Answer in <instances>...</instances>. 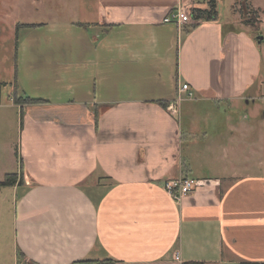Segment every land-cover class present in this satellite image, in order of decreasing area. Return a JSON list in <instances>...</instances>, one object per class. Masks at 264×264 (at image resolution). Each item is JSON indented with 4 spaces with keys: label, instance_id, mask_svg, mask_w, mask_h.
I'll use <instances>...</instances> for the list:
<instances>
[{
    "label": "crops",
    "instance_id": "1",
    "mask_svg": "<svg viewBox=\"0 0 264 264\" xmlns=\"http://www.w3.org/2000/svg\"><path fill=\"white\" fill-rule=\"evenodd\" d=\"M180 3L207 7L99 0L86 27L25 39L9 101L0 85L17 131L0 180L18 174L0 189V264L19 252L35 264H264V176L226 161L242 130L233 118L199 130L182 104L167 110L184 83L197 108L237 107L260 73L258 46L234 15L165 23ZM15 91L43 101L17 104ZM183 177L198 186L178 201L164 185Z\"/></svg>",
    "mask_w": 264,
    "mask_h": 264
},
{
    "label": "rangeland",
    "instance_id": "2",
    "mask_svg": "<svg viewBox=\"0 0 264 264\" xmlns=\"http://www.w3.org/2000/svg\"><path fill=\"white\" fill-rule=\"evenodd\" d=\"M98 2L99 0H0V85L2 81L7 82L6 90L3 88L8 101L7 95L13 89L15 54L19 59L25 39L34 37L35 29H39V27L22 26L16 32V24H43L42 29L48 34L47 36L58 35L55 32H48L54 28H59V35H64L68 33L71 25L74 26L72 23L85 26L91 23L94 19L93 14L99 8ZM248 4L251 5V9L243 15L247 9L245 6ZM186 6L190 11V5ZM217 10L223 20L234 15L235 21H240L241 29L249 32L250 37L254 38L261 56L260 73L257 75L255 84L244 95L245 99L241 100L237 107L230 108L227 102H223L217 113L209 107L205 111L203 107L201 109L196 107L204 104L194 98L195 100L183 101L182 110L185 109L191 114L185 119H194L199 122L201 125L198 124L199 130L203 129L205 118L216 119L221 124L226 123L225 118H233L236 126L242 130V135L237 143L239 148L237 156L233 160L230 152L231 158L226 161L231 167L237 169L236 174L246 175L248 173L253 176H264V41L257 42L258 36H264V0H217ZM64 26L66 27L61 28ZM41 36L43 35L38 34V37ZM5 104L6 102L0 99V124H7L2 134L4 146L0 148V151H6L8 142L15 151L17 131L13 129L12 119L16 115L14 110L7 108ZM250 122L255 124H251L247 130ZM209 135H211L210 131ZM217 156L218 159L224 160L222 149L217 151ZM208 164L211 166L210 162Z\"/></svg>",
    "mask_w": 264,
    "mask_h": 264
},
{
    "label": "built area",
    "instance_id": "3",
    "mask_svg": "<svg viewBox=\"0 0 264 264\" xmlns=\"http://www.w3.org/2000/svg\"><path fill=\"white\" fill-rule=\"evenodd\" d=\"M163 21L165 23H175L178 26L190 23L192 21L189 9L184 3L177 5L176 9L170 12ZM194 99V92L190 89L189 84L184 83L178 87L176 97L170 102L168 112L178 115L180 105L185 100ZM165 188L175 200H181L183 197L191 194L198 186V181L195 178L183 177L165 182Z\"/></svg>",
    "mask_w": 264,
    "mask_h": 264
},
{
    "label": "trees",
    "instance_id": "4",
    "mask_svg": "<svg viewBox=\"0 0 264 264\" xmlns=\"http://www.w3.org/2000/svg\"><path fill=\"white\" fill-rule=\"evenodd\" d=\"M247 8V9H246ZM246 11L243 13V15L246 14V12L251 9V5L248 4L245 6ZM174 11V10H173ZM191 19L194 21L190 25L191 28H196L202 21H211V20H217L219 13L217 10V0H207V7L206 8H200V7H192L189 11ZM79 26L86 27L83 24H78ZM22 26L24 27H31L36 28L43 26V24H16V32L19 28ZM43 100L32 98L30 96H17V92H14V102L17 104H34L42 102ZM97 122V121H96ZM22 124V120H21ZM18 181V174H7L3 180H0V189L6 186H12L16 184ZM84 263H88V261H84ZM18 264H35L32 261H29L26 259L25 255L22 252L18 253Z\"/></svg>",
    "mask_w": 264,
    "mask_h": 264
},
{
    "label": "flooded vegetation",
    "instance_id": "5",
    "mask_svg": "<svg viewBox=\"0 0 264 264\" xmlns=\"http://www.w3.org/2000/svg\"><path fill=\"white\" fill-rule=\"evenodd\" d=\"M260 41H264V36H262V35L261 36H258L257 42L259 43Z\"/></svg>",
    "mask_w": 264,
    "mask_h": 264
}]
</instances>
